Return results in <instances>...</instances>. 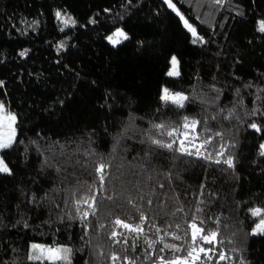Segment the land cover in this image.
Here are the masks:
<instances>
[{"label":"trees","instance_id":"trees-1","mask_svg":"<svg viewBox=\"0 0 264 264\" xmlns=\"http://www.w3.org/2000/svg\"><path fill=\"white\" fill-rule=\"evenodd\" d=\"M172 3L204 43H192L163 0H0V102L17 117L16 143L0 153L13 171L0 174V264H39L27 260L32 243L73 248L72 264H113L109 254L123 256L124 246L108 240L111 221L131 215L139 222L128 199L149 217L145 233L150 239L158 238L151 224L183 235L200 207L197 215L220 218L225 243L217 250L232 257L221 264H237L239 258L264 264V235L249 234L256 218L248 213L264 206V157L257 154L264 141V33L257 31L264 0ZM57 11L76 23L65 25ZM116 28L129 39L114 47L105 37ZM172 56L179 61L178 77L166 75ZM213 85L220 90L215 101ZM165 87L193 99L183 109L165 105L159 98ZM254 107L260 109L257 115H245ZM233 108L238 116L223 119ZM184 116L208 122L198 131L222 132V139L213 137L216 148L235 145L226 150L234 156V169L149 143L148 136L158 135L152 122L175 125ZM253 121L261 132L248 127ZM101 161L111 165L103 192L94 172ZM91 191L99 210L89 217V235L81 239L73 193ZM79 207L88 210L85 204ZM213 220L206 227H217ZM188 240L190 235L184 241L164 236L167 243ZM161 246L148 249L141 240L128 255L139 257L137 264H153L159 255H171L158 253ZM149 251L152 258L145 260Z\"/></svg>","mask_w":264,"mask_h":264},{"label":"snow or ice","instance_id":"snow-or-ice-1","mask_svg":"<svg viewBox=\"0 0 264 264\" xmlns=\"http://www.w3.org/2000/svg\"><path fill=\"white\" fill-rule=\"evenodd\" d=\"M214 4L223 5L224 0H212ZM164 3L176 12L180 20L183 22L184 27L188 32L191 33L193 39L192 43H204L203 37L198 36L196 28L185 19L176 6L172 3V0H164ZM62 15L60 11L55 13V16L65 25L69 23L75 24L76 21L73 20L70 16ZM89 23H95V20H90ZM63 31V29H61ZM257 31L264 33V20L258 21ZM106 39L113 45L116 46L122 41L129 39L127 33L121 28H116L115 31L106 37ZM27 54V50H24L20 53L21 56ZM171 67L167 71L166 75L169 77H178L180 75L179 71V61L176 56H172L170 60ZM2 84V82H0ZM214 92H217V96L211 98L212 101H215L219 98V89L214 85L211 86ZM245 87H250L246 85ZM239 93V89L236 90ZM160 101L165 105H172L178 109L185 108L186 104L191 102L193 98L185 95L182 92H172L168 88H162L160 93ZM202 103L206 101L203 98H200ZM259 99V97H257ZM242 103V100H241ZM223 111V110H222ZM260 112L259 108L254 107L250 113H245V115H257ZM264 114V113H261ZM219 115V114H218ZM238 114L235 111V108L228 110V115L223 116V119L227 120L230 117L236 118ZM16 115L13 114L10 110L6 109V106L0 102V152L11 149L16 143ZM211 119H217L216 116H213ZM207 121H200L195 118L184 116L182 121L178 124H171L168 122H152L151 128L158 135L148 136V141L151 145L155 146L158 149H165L173 153H179L181 156H195L200 159H205L211 163L215 164H224L227 165L228 169H234V156L227 153V149L235 147V145H229L225 142L219 148L215 147L216 141L213 137L223 138V133L216 131L212 132L210 127H204L200 131L197 130L198 125L207 124ZM251 129H254L257 133L262 131L261 126L253 121L248 125ZM204 133H210V135L205 136ZM160 136H167L169 139L165 141L164 139L159 138ZM23 143V141H20ZM119 143V140H117ZM115 150V149H114ZM257 154L260 157H264V141L260 142L257 149ZM95 155V153H92ZM146 156L148 153L145 154ZM175 158V157H174ZM47 163V161H45ZM111 167L110 163L99 162L94 167V172L99 181V189L101 192L105 190L106 178L110 175L108 169ZM0 174L13 175L12 169L6 163V160L3 156H0ZM160 188H164L165 185L161 183ZM201 189L204 188V184L200 185ZM89 188L92 189L93 185H89ZM74 204L77 205L76 213L82 224L83 236L87 237L89 235V217H95L99 210V198L95 191L90 193H84L79 197L76 196V193H73ZM143 199V196L140 197ZM36 199L33 195L32 199L29 200V203H32ZM107 199L112 200V196H108ZM152 200L148 199L147 203L152 204ZM128 204L133 205L136 212L139 213V222L133 223V217L130 215L127 219H122L120 216H116L110 225V232L108 233V240L114 244L123 245V256L119 253L113 252L109 254V259L113 264H117L119 261H123V264H137V261L140 259L137 256H129L128 249L130 248L133 252L137 251L140 247V241L143 240V243L147 245L148 249H153L157 244L162 246L157 249L158 253H165L166 251L170 253V256L159 255L157 260L153 264H209L213 261V257H217L215 264H221L222 261L230 260L232 257L228 255L223 248L217 250L218 245H223L225 240L220 239V229L219 224L221 223L220 218L216 217L214 220L212 217H202L197 215L203 211L202 208L197 207L195 213L192 214L191 219L188 222L187 230L184 231L183 235L178 234L177 232H168L167 230H162L155 224H151L150 227L155 229L158 238L150 239L145 233V224L148 223L149 217L138 205H135L132 199H128ZM199 204H204L205 201L198 199ZM87 205V209L82 211L79 205ZM183 211V208H177L176 212ZM176 212H173L172 215H175ZM248 213L251 217L256 218L253 221V227L251 228L250 235H264V206L260 207H250L248 208ZM74 218V217H69ZM209 220H213V223L217 225L215 228L206 227ZM21 223L20 220L16 221V224ZM24 227H28L27 221H23ZM15 227V225H13ZM99 228L103 229L104 224H99ZM227 227V225H225ZM123 229L125 231H117V229ZM181 226L176 225V229L179 230ZM190 230V231H189ZM164 232L163 236H160L159 233ZM190 240L186 244H176V243H167L164 241V236H171L172 240L175 241H184L185 237H189ZM235 235V233H233ZM131 238L132 243L129 244V239ZM86 243H88L86 241ZM227 243L231 244L232 241L228 240ZM204 245H211V247H205ZM230 251H237L235 248ZM74 254L73 248L56 244L53 245H44L33 243L30 246V251L28 253L27 259L29 261H38L39 264H44V261H48L49 264H72V255ZM203 254V257L201 256ZM95 255V253H94ZM153 253L149 251L144 259L149 260L152 258ZM85 264H92L90 260H86ZM237 264H245L244 259L239 258Z\"/></svg>","mask_w":264,"mask_h":264},{"label":"rangeland","instance_id":"rangeland-1","mask_svg":"<svg viewBox=\"0 0 264 264\" xmlns=\"http://www.w3.org/2000/svg\"><path fill=\"white\" fill-rule=\"evenodd\" d=\"M164 1V0H163ZM169 8V7H168ZM177 8V7H176ZM170 9V8H169ZM178 9V8H177ZM171 11H173L172 9H170ZM179 10V9H178ZM174 12V11H173ZM180 12V11H179ZM175 14H176V12H174ZM177 15V14H176ZM179 17V16H178ZM183 23V22H182ZM113 33V32H112ZM112 33H110V34H108V35H111ZM190 33V32H189ZM191 34V33H190ZM107 35V36H108ZM128 35V34H127ZM106 36V37H107ZM106 37H105V39H106ZM128 37H129V35H128ZM193 38V37H192ZM106 41L111 45V46H113L107 39H106ZM126 40H124V41H122L120 44H122V43H124ZM120 44H118V45H120ZM118 45H116V46H118ZM116 46H114V47H116ZM170 67H171V65H170ZM169 67V68H170ZM169 70V69H168ZM15 128H16V124H15ZM1 153V152H0ZM1 156V155H0ZM33 244V243H32ZM32 244H30V246L32 245ZM37 244H42V243H37ZM45 245V244H44ZM29 251H30V247H29ZM28 260V259H27ZM29 261V260H28ZM29 262H38V261H29ZM39 263V262H38ZM44 263H49L48 261H44Z\"/></svg>","mask_w":264,"mask_h":264}]
</instances>
